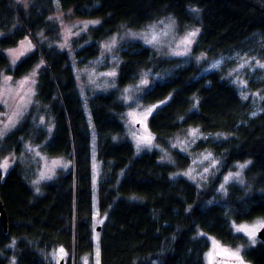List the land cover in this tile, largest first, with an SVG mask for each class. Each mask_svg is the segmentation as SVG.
Wrapping results in <instances>:
<instances>
[{
	"label": "trees",
	"instance_id": "obj_1",
	"mask_svg": "<svg viewBox=\"0 0 264 264\" xmlns=\"http://www.w3.org/2000/svg\"><path fill=\"white\" fill-rule=\"evenodd\" d=\"M56 6L99 19L74 41L75 48L83 44L74 54L79 63L99 56L100 43L122 26L141 28L172 16L181 31L200 27L192 53H205L204 62L175 68L139 95L143 106L165 101L148 126L171 161L156 148L136 154L120 90L179 59L133 42L118 51L115 86L84 97L69 51L39 38H58V24L50 19ZM0 31V69L18 78L39 66L29 110L0 140V156H15L5 174L0 168L8 217L6 230L0 224V264H58L65 255L66 264H92L95 241L99 264H206L210 236L231 247L245 245L243 258L264 264V242L248 246L231 227L264 219V102L252 114L250 101L223 70L204 72L209 61L246 49L253 36L264 45V0H35L28 9L18 0H0ZM22 39L25 52L11 70L2 49ZM254 84L251 89H264V77ZM190 127L203 137L183 152L177 143ZM28 145L68 162L38 189L32 181L39 163ZM203 152L215 159L206 180L179 174ZM237 163L245 165L243 181L230 183L222 196L223 177ZM96 210L104 219L97 237Z\"/></svg>",
	"mask_w": 264,
	"mask_h": 264
},
{
	"label": "rangeland",
	"instance_id": "obj_2",
	"mask_svg": "<svg viewBox=\"0 0 264 264\" xmlns=\"http://www.w3.org/2000/svg\"><path fill=\"white\" fill-rule=\"evenodd\" d=\"M20 5L28 9L35 0H18ZM57 3V0H53ZM50 19L58 24V38L52 39L40 34V39L45 40L50 46H56L58 49L69 51L72 57V67L78 80L79 91L82 96H86L89 91L106 90L115 86V78L118 66V51L124 49L133 42H140L145 46H149L155 52L166 58H178L179 62L170 68L163 69L159 72H143L137 80L126 85L120 90L122 101L126 105L123 114L126 134L133 143L136 154H140L146 150L153 148L159 149L162 154V160L171 161L169 151L158 147L155 144L154 135L148 126L150 115L165 101L158 102L149 106H143L139 102L140 93L152 82L162 80L168 77L175 68L185 66L190 63H200L205 60V53H192L193 45L196 43L200 27L194 26L181 31L172 16L163 17L157 21L151 22L141 28H127L122 26L118 31L110 35L100 43L99 56L81 62L74 59L76 49L83 44L74 47V41L83 33L87 32L91 27L99 23L98 18H78L72 15L70 10L63 11L57 8L50 15ZM195 33L194 36L190 35ZM1 36V31H0ZM263 38L260 35L253 36L249 46L243 51H234L231 54L223 55L219 58L209 61L204 72L221 69L239 88V92L243 99L250 101L252 106V114L260 112V108L264 102V89H251L254 83H258L264 77V54L261 50L264 48ZM26 49L25 39L11 47L2 49L4 55L8 59V68L13 69L18 63L24 50ZM23 53V54H21ZM36 65L31 71L25 75L14 78L11 72L6 69H0V140L3 139L12 129H14L19 121L29 110L36 94V74L38 70ZM255 85V84H254ZM203 135L198 128L190 127L183 134L178 144L183 152H188L194 146V143L202 138ZM33 156L39 163L36 170V176L32 181L34 187L38 189L41 182L49 180L57 175L61 168H66L68 162L63 157H49L39 150L37 147L27 146ZM15 156L11 153L0 156V168L2 174H5L8 168L13 164ZM6 163V167L3 165ZM215 166V159L212 154L203 152L193 157L192 163L179 174L188 179L201 183L207 179ZM244 164L237 163L233 169L228 171L219 186L220 195H225L230 183L241 184L243 181ZM97 173V171H96ZM228 178L227 180L225 178ZM94 204L96 205V194L94 193ZM103 218L98 216L97 210L94 215V234L97 237L96 227L103 222ZM264 224V219H256L251 222L232 223L231 227L234 232L243 234L247 240L248 246L254 245L259 238L257 232ZM240 227L252 228L256 227V235L250 238L246 232L238 231ZM209 248L205 254L206 264H250L242 256L244 246L231 247L224 245L214 237L210 236ZM216 245L219 247L217 248ZM98 244L95 241V252L92 256V264H99ZM229 253L238 252L240 261L228 256L224 251ZM219 253V254H217ZM211 254V258L210 255ZM67 262V256L64 257V264Z\"/></svg>",
	"mask_w": 264,
	"mask_h": 264
},
{
	"label": "snow or ice",
	"instance_id": "obj_3",
	"mask_svg": "<svg viewBox=\"0 0 264 264\" xmlns=\"http://www.w3.org/2000/svg\"><path fill=\"white\" fill-rule=\"evenodd\" d=\"M190 35L194 36L195 33H191ZM21 54H23V53H21ZM260 67H264V65H260ZM0 135H2V133H0ZM6 166H7V165H6V163H5V164L3 165V167H6ZM225 179L227 180L228 178L226 177ZM260 226H261V227H264V224H261ZM237 230H238V231H244V232H246V234H247L250 238H254L255 235H256L257 228H256V227H252V228L240 227V228H238ZM216 247L218 248L219 246L216 245ZM60 251H61V254H63V250H60ZM222 251H224L226 255H228V256H230V257H232V258H234V259L240 261V256H239L238 252H236V253H229V252H227L226 250H222ZM217 254H219V253H217ZM209 255H210V258H211V254H209ZM240 264H243V261H240Z\"/></svg>",
	"mask_w": 264,
	"mask_h": 264
},
{
	"label": "water",
	"instance_id": "obj_4",
	"mask_svg": "<svg viewBox=\"0 0 264 264\" xmlns=\"http://www.w3.org/2000/svg\"><path fill=\"white\" fill-rule=\"evenodd\" d=\"M0 224L3 226L5 230L7 229L8 217L1 198H0ZM257 236L261 241L264 242V227L260 228V230L257 232ZM58 264H64V258H61Z\"/></svg>",
	"mask_w": 264,
	"mask_h": 264
}]
</instances>
